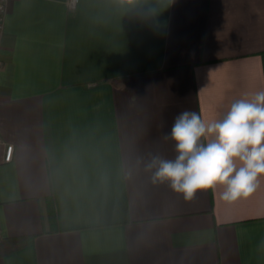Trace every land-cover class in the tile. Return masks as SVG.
I'll return each instance as SVG.
<instances>
[{
	"label": "crops",
	"instance_id": "crops-1",
	"mask_svg": "<svg viewBox=\"0 0 264 264\" xmlns=\"http://www.w3.org/2000/svg\"><path fill=\"white\" fill-rule=\"evenodd\" d=\"M69 1L6 0L0 264H264V177L228 205L145 169L264 90V0Z\"/></svg>",
	"mask_w": 264,
	"mask_h": 264
},
{
	"label": "clouds",
	"instance_id": "clouds-1",
	"mask_svg": "<svg viewBox=\"0 0 264 264\" xmlns=\"http://www.w3.org/2000/svg\"><path fill=\"white\" fill-rule=\"evenodd\" d=\"M164 139L175 143L176 155H153L146 163L153 184L167 183L185 201L218 188L219 199L228 205L247 199L264 177V90L234 100L212 121L186 109Z\"/></svg>",
	"mask_w": 264,
	"mask_h": 264
},
{
	"label": "built area",
	"instance_id": "built-area-1",
	"mask_svg": "<svg viewBox=\"0 0 264 264\" xmlns=\"http://www.w3.org/2000/svg\"><path fill=\"white\" fill-rule=\"evenodd\" d=\"M78 0H70L71 6H74ZM7 12L6 0H0V33L3 31L4 19ZM13 154V145H8L5 154V160L10 161Z\"/></svg>",
	"mask_w": 264,
	"mask_h": 264
},
{
	"label": "trees",
	"instance_id": "trees-1",
	"mask_svg": "<svg viewBox=\"0 0 264 264\" xmlns=\"http://www.w3.org/2000/svg\"><path fill=\"white\" fill-rule=\"evenodd\" d=\"M52 213H53V210L51 209V215H53Z\"/></svg>",
	"mask_w": 264,
	"mask_h": 264
}]
</instances>
